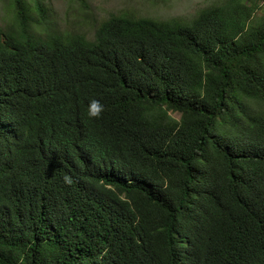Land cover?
<instances>
[{
  "label": "trees",
  "instance_id": "trees-1",
  "mask_svg": "<svg viewBox=\"0 0 264 264\" xmlns=\"http://www.w3.org/2000/svg\"><path fill=\"white\" fill-rule=\"evenodd\" d=\"M262 1L114 12L87 33L12 0L0 264H264Z\"/></svg>",
  "mask_w": 264,
  "mask_h": 264
},
{
  "label": "rangeland",
  "instance_id": "rangeland-1",
  "mask_svg": "<svg viewBox=\"0 0 264 264\" xmlns=\"http://www.w3.org/2000/svg\"><path fill=\"white\" fill-rule=\"evenodd\" d=\"M33 3V0H26ZM45 8L41 14L43 27L55 30L90 32L91 20L101 19L111 13H129L158 19L170 17L189 18L198 9L217 0H36ZM12 0H0V28L8 24L17 26ZM259 13H264V1L259 3ZM36 17L35 12H32ZM39 18V16H38ZM170 114L178 117L177 113Z\"/></svg>",
  "mask_w": 264,
  "mask_h": 264
},
{
  "label": "clouds",
  "instance_id": "clouds-1",
  "mask_svg": "<svg viewBox=\"0 0 264 264\" xmlns=\"http://www.w3.org/2000/svg\"><path fill=\"white\" fill-rule=\"evenodd\" d=\"M103 106L95 99L90 101L88 106L87 115L89 117H96L99 116L100 112L102 111ZM175 113V112H172ZM66 182H70V178L65 176L64 177Z\"/></svg>",
  "mask_w": 264,
  "mask_h": 264
}]
</instances>
